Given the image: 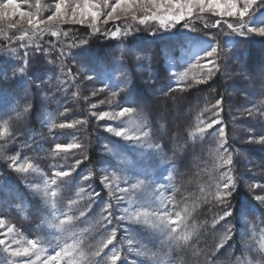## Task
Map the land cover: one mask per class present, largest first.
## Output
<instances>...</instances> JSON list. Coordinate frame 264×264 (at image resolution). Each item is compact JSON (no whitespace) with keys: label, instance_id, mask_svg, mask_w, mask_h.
Listing matches in <instances>:
<instances>
[{"label":"trees","instance_id":"16d2710c","mask_svg":"<svg viewBox=\"0 0 264 264\" xmlns=\"http://www.w3.org/2000/svg\"><path fill=\"white\" fill-rule=\"evenodd\" d=\"M120 24L123 23H117L119 28ZM136 27L137 30L121 27V36L115 40L105 33L92 35L90 29L66 25L57 40L53 36L37 40L19 52V59L0 57V90L6 95L9 106L13 105L1 109L5 118L1 121L7 123L10 137L0 140V180L3 177L6 183L14 182L10 186L17 192L9 188L7 191L0 190V220L20 234L35 238L46 211V206L38 198L30 201V208L28 199L33 197L6 165V156L19 155L36 163L40 171L52 179L56 171L71 169V176H76L77 165L82 172L98 160L110 161L106 156H99L105 153L102 143L107 135L90 114L92 103L102 98L105 103L114 102L118 109L131 106L135 114L146 119L154 142L175 163L173 172L177 193L174 194V204L179 200L183 209L187 199L192 198L193 202L199 203L188 220L189 225H196L195 232L187 243L177 245L173 242L177 262L191 264L193 246H196L200 258H208L207 263L204 261L201 264H233L235 261L246 264L250 259H258L260 244L264 242V206L253 195L250 196L254 187L247 186V176L237 172L234 174L237 180L235 187L229 189L231 196L217 200L215 187L220 185L221 179L218 177L215 181L217 173L210 169L213 164L208 150L210 146H215L214 130L219 126L203 140L191 139L190 133L197 116L201 114L200 110L221 100L218 107L220 126L224 138L230 142L233 160L241 163V169L255 165L259 177L253 182L264 185V143L247 141L264 140V37L232 38L202 23L195 25L197 37L181 35L178 31L167 32L158 27ZM67 30L77 31L75 36H85L77 40L87 41L86 47H81L82 44L76 42L72 33L65 35ZM125 30H129L127 36L123 35ZM152 31L156 32L155 36ZM204 39L209 42L206 43L208 47L217 49L214 57L199 60L200 64L205 58L216 60L217 66L210 78L206 68L195 66V60L187 64L181 58L182 50L188 43ZM9 42L0 39L5 46ZM84 48L89 51L87 57L80 54ZM169 60L174 62V70L169 67ZM20 67L24 69L21 74L18 73ZM60 67L67 74L65 78L69 79L66 85H61L58 80L64 79L63 75L58 76ZM229 76L232 77L231 84L227 81ZM86 77H91L93 81L85 82ZM197 80L203 82L197 83ZM91 87L100 88L104 93L99 98L97 94L90 93ZM235 87L239 91L234 94ZM113 91L117 92L115 97H112ZM24 99L26 101L23 102ZM195 100L198 104L192 107ZM27 101L31 102V108L24 122L19 119L22 115L18 117V114ZM180 103L184 111L176 118L171 110ZM160 108L165 110L161 116L158 115ZM232 111L237 113L236 117H231ZM249 112L252 114L249 115ZM68 122L73 127L61 129L53 126ZM171 122H175V126H171ZM237 126L243 130H238ZM67 144H78L80 147L54 151L56 145ZM180 147L187 153L205 150L198 157L200 163L210 170L202 175V183L195 192L194 187H186L183 175L189 169L187 157L180 161L175 157ZM49 153L58 156L52 161ZM77 161L80 163L77 164ZM36 164L33 165L37 167ZM200 190H203V198L198 199ZM260 192L264 195V189ZM243 205H248L250 210L242 218L239 212ZM229 208L233 212L227 220L233 226L231 238L218 247L221 241L219 233L217 231L214 238L209 227ZM206 249L209 250L208 255L203 254Z\"/></svg>","mask_w":264,"mask_h":264},{"label":"rangeland","instance_id":"374dc122","mask_svg":"<svg viewBox=\"0 0 264 264\" xmlns=\"http://www.w3.org/2000/svg\"><path fill=\"white\" fill-rule=\"evenodd\" d=\"M4 2L5 0H0V4ZM20 2L21 7L24 10L31 11L41 19H45L54 11L56 0H39V12H37L36 0H26V2L25 0H20ZM114 4L115 0H109V8ZM109 8H103V11L106 12ZM252 11L255 12L256 15L264 12V7L260 6V0H257V4L253 6ZM117 14L120 15V19H114L107 23L104 22L105 16H101L97 22V27L99 28L98 32L93 31L92 27H90V19H85L83 23L68 22L53 25V27L58 29L59 33L62 32L66 25L72 26L73 28H86L90 29L92 35L105 33L108 38L115 40H118L121 35L114 37L112 33L119 28L117 23L119 24L120 22L123 23L120 24V28L126 26L129 29L134 27V29L137 30V25L145 27L146 29L151 27L161 28L157 21L152 20H149L146 24H140L139 18L143 15L140 12H137L138 19L136 20L131 19L130 14L125 17L119 12V10ZM245 19H247V17ZM217 22H219V27H213ZM239 22L240 21L236 16H219L214 14L211 10L201 13L199 9H196L190 18L181 21L180 24L175 25V27H169L167 30H163L167 32L178 31L181 35L197 37L196 31L190 29L196 28L195 25L197 23H202L204 25L206 24L207 27H212L224 32L228 37L236 38L241 36L233 33L232 30L227 27V23H232L234 26H238ZM10 24H17V27L10 28ZM185 24H188L189 28L183 27ZM25 29H27L28 36L25 37L24 40L18 39L19 36L24 34ZM68 32L72 33L73 36L77 34V31L72 32L67 30L65 35H67ZM32 35L33 29L28 26L27 18H25L24 21H20V18L17 15L12 19L6 17L4 20H0V39L10 40L8 46L0 43V57H4L6 60L19 59L18 54L20 51L26 50L30 47L29 45L37 40L42 41L46 36H52L51 32H44L42 36H36L35 39H29ZM253 35L254 34L247 37ZM53 37L57 40L59 35ZM84 37L85 36L78 35L75 36L74 39L77 42V39L81 40ZM83 42L84 41H78L77 43H81V47H86ZM206 43L209 42L205 39L204 41H198L196 43H188V45L182 50V62L187 64L193 62V56L197 52H202L204 48H208ZM21 45L24 46L21 47ZM13 49L15 51H12ZM208 60V58H205L202 64L207 63ZM52 66L55 67L53 64ZM169 67L174 70V62L172 63L171 60H169ZM21 68L23 67H20V69ZM58 71V76L63 75L64 77V79H58L60 84L66 85L69 79L65 78V76H67L65 70L60 67ZM1 72L2 71H0V73ZM18 73L21 74L22 72L19 70ZM90 80L93 81L92 78H84L85 82H90ZM227 81L231 84L232 77L229 76ZM28 85L29 84H27V86ZM238 91L239 88L235 87L233 93L235 94ZM90 93L97 94L100 98V94L104 92L100 88L91 87ZM30 95H33V93H30ZM25 99L23 102L26 101ZM101 101L102 98L96 103H92V105L95 104L96 106L93 108L91 105L90 111L92 112L90 114L99 124V129L107 135V139L102 143V146L105 148V153H100L99 156H106L110 161L108 160L107 162L103 159L98 160L94 166L90 165L85 167L82 172H79L80 165H77L75 168V170L78 171L76 176L55 177L56 184L51 185L49 188V190L55 189L57 191V197L54 198L56 201L55 209L50 206L48 200L36 191L37 186L42 189L45 187V181H48L50 184L53 179L47 178L44 173L40 171L38 164L28 161L19 155H14L16 157L15 163L17 166L25 163L37 165V167L34 166L37 169L36 172L29 170L28 173H18L11 167V156H6V165L11 169L10 171H12L14 177L21 181V186L25 187L29 195L33 197V199H28L30 208L32 207V202L30 201H35V199L37 200L38 198V200L46 206V211L45 216L42 219V225L39 227L37 237L31 238V235H22L13 227L3 223V225H0V239L5 240L6 244L10 245L12 249L27 246L28 240L36 239L38 245L46 249L45 252L42 253V259L50 254H54L55 251H58L65 243L78 241L79 249L84 254L83 258H81L79 254L77 255L76 259L78 264H161V262L162 264H179L174 257L173 242L168 241L158 230L149 228L143 223H137L128 219V216L131 213L138 212L142 209L148 211H171L173 214L182 210L179 200H177L178 203H175L176 210H174L175 207H173L172 204H168L166 208H162L160 205L161 201H166L169 198H171L173 203L176 202L174 194L177 193V189L173 172L175 163L168 159V155L159 145L158 149L154 147L157 144L150 135L148 122L143 118V115L133 113L131 116L126 115L118 120H111L109 118L101 120L99 119V116L102 112H115L119 110L114 102L101 103ZM197 104L198 102L195 100V102L192 103V107ZM12 106H9L6 95L0 90V116H3L1 109H4L5 107L11 108ZM75 109L79 111L78 108ZM181 110L180 103L171 110V114H173L174 117L179 118L184 111ZM200 111L201 114L197 116L195 126L190 133L191 139L203 140L212 129L219 126V129L214 130L215 138H213V140L215 141V146H210L208 150V157L213 164L210 169L217 173L215 181H218V177L221 179L220 185L218 184L215 187V192H217L218 186L220 189L223 188V184L228 180V177H231V182L235 187L237 180L234 174L240 172L244 173L249 179L245 184L247 186L249 185V187H254V191L250 192V196L253 195L255 200H257V196L264 197L260 192L264 189V185L253 182L259 177V174L255 172L257 169L256 166L250 164L249 167L245 166L244 169H241V163L233 160L230 142L224 138L223 128L220 126L221 113L218 107L207 105ZM22 112L23 110L21 109L20 113ZM164 113L165 110H163V108L158 110V115L161 116V114ZM233 115L236 117L237 113L232 111L231 117H233ZM134 116H140L143 118L142 120H137V126H133L131 122ZM19 119L26 122L28 117L26 114H23ZM213 121H219V123H213L212 128H207V124L212 123ZM4 124L5 122H2L0 119V126H3ZM106 125H110L114 128L123 126L128 130L126 134L140 135L142 137L143 133L146 131L148 132V136L143 137L140 142L127 141L122 137H116L112 133L107 132L105 130ZM171 126H175V122H171ZM198 126L205 127V132L199 133L197 131ZM237 129L243 130L240 126H237ZM221 131L223 132V136H221ZM9 137L10 134L8 131V133H6L3 138H0V140ZM221 141H223V146H221ZM247 141L248 143H262L260 140ZM54 151L56 152V150ZM204 151L205 150L202 151L199 149V152L187 153L182 147H180L175 152V157L179 161L185 156L187 157V165L189 166V169H187L183 175L186 177V187H194V192L197 188L199 189V186L202 183V175L210 170L199 161L198 154L203 153ZM48 155L52 156V161L58 156L56 153H49ZM229 157L232 159V164H224L223 160L228 159ZM178 160L175 162H178ZM51 167L52 166H50V168ZM105 175L108 176L107 181L104 180ZM139 180L145 181V185L142 188L133 189L130 187L132 182ZM13 183L14 182L6 183V178L2 177L0 180V190L7 191L9 188L10 191L13 190L17 193L16 190L10 186L13 185ZM120 188H127L128 191L121 192ZM120 197H124V199H120ZM197 197L198 199L203 198V190H200V192L198 191ZM73 200L75 203H72ZM186 201L185 205H188L192 216V212L196 207H199V203L193 202L192 198L187 199ZM257 201L261 203V201ZM23 205L26 208L24 202ZM262 205L264 206V203H262ZM81 212H84L83 216L80 215ZM22 214L26 217L25 212ZM68 216H71L72 220L66 225V227L70 228L74 235H65L49 226L50 223H58L59 219H64ZM121 216H124L125 219H120ZM227 220L228 217L224 220H215L216 222L214 224L212 222L209 227V232L214 238L216 237L217 231L219 233L218 237L221 239L229 226L233 228ZM9 228L13 229L11 233L8 232ZM204 231L205 230H202V232ZM113 232H115V238L113 239L112 244H107V240L112 237ZM16 241H20V243L18 244ZM4 248L5 245H0V258L5 259L8 264H23L24 261L35 260L34 256L11 257L4 251ZM191 249V264H201L204 261L205 263L208 262L207 256H203V258L199 257L196 246L191 247ZM97 251L100 253L99 256L95 255ZM203 252V254H209V250L207 249L203 250ZM113 255H118L120 259L118 261H113L111 259ZM36 264H40V262H36ZM233 264H237V261Z\"/></svg>","mask_w":264,"mask_h":264},{"label":"snow or ice","instance_id":"6c2138e0","mask_svg":"<svg viewBox=\"0 0 264 264\" xmlns=\"http://www.w3.org/2000/svg\"><path fill=\"white\" fill-rule=\"evenodd\" d=\"M26 2V0H25ZM257 4V0H115V4L111 5L109 8V0H56L54 11L45 19H41L38 15L34 14L31 11H26L21 7L20 0H5L4 3L0 4V20H4L6 17L12 19L15 16H19L20 21H24L27 18V24L30 28L33 29V35L29 39H35L36 36H42L44 32H51L52 36L60 35L58 29L53 27V25L63 24V23H83L85 19H90L93 31H99L97 27V22L101 16H105L104 22L114 19H120L118 15V10L125 17L129 14L131 19L136 20L137 12L142 13V17L139 18L140 24H146L149 20L157 21L160 27L164 30H167L169 27H175V25L180 24L181 21H184L187 18H190L196 9L199 11L206 12L211 10L214 14L219 16L227 15L229 17H238L239 24L234 26L232 23H227V27L232 30L233 33L241 36L247 37L254 34L255 36L264 37V12L256 15L252 11L254 5ZM260 6L264 7V0H260ZM37 12L40 11L39 0H36ZM103 8H109L108 11H103ZM247 17V19H245ZM10 28H16L17 24H10ZM185 28H189L188 24L183 25ZM205 27L207 25L205 24ZM213 27H219V22L213 25ZM194 30V29H190ZM129 30L123 32L124 36L128 35ZM112 35L119 36L121 35L120 29L117 28ZM152 35L155 36L156 32L152 31ZM28 36L27 29H25L24 34L19 36L18 39L24 40ZM87 44V41L83 42ZM24 45H21L23 47ZM69 47H72L71 45ZM12 51H15L14 49ZM217 53L215 47L204 48L202 52H197L193 56V60L196 61L195 66L201 68H206L208 70V78L211 77L214 69H216V60L209 59L207 63L200 64L199 60L204 57H214ZM63 55V53H61ZM82 56H89V51L87 48H84L80 53ZM211 65V66H210ZM21 72L24 71L23 68L20 69ZM91 79V77H89ZM197 83L203 82L202 80H197ZM117 95L116 91L112 92V97ZM104 103V101H101ZM111 103V100L109 101ZM222 103L221 100H218L213 107H219V104ZM95 104L92 105L95 108ZM31 108V102L27 101L23 112L18 114L23 115L27 114ZM135 112V109L131 106L121 107L118 111L115 112H102L99 116V119L104 120L109 118L111 120H118L126 115L131 116ZM252 113L249 112V115ZM0 119H5L3 116H0ZM140 116H134L132 119L133 126H137V120H142ZM213 123H219V121H213L212 123L207 124V128H212ZM54 127L69 128L73 127L71 122L60 123L58 125H53ZM105 130L109 133H112L116 137H122L127 141H136L140 142L143 137L148 136V132L143 133V137L140 135L126 134L128 130L121 126L114 128L110 125L105 126ZM9 129L7 123L3 126H0V138H3ZM199 133L205 132V127H197ZM221 136L223 132L221 131ZM264 143V140L261 141ZM221 146H223V141H221ZM74 147H80V145H56L55 150L57 152L64 150H70ZM159 148L158 145L154 146ZM11 167L18 173H28L29 170L36 172L37 169L32 163L16 165V157L12 156L11 158ZM80 163L79 161L76 162ZM224 164L231 165L232 159L223 160ZM55 177H69L71 175V169L56 171L53 174ZM104 180H108V176H104ZM56 180H51L50 184L48 181H45V187L39 188L37 186L36 191L41 194L46 200H48L50 206L55 209L57 197V191L55 189L49 190L51 185H55ZM145 185L144 180L134 181L131 183L130 187L133 189H140ZM234 187V184L231 182V177H228V180L224 182L223 188L220 189L217 187V192L215 198L217 200H223L226 197L231 196L230 188ZM121 192H127V188H120ZM124 199V197H120ZM257 200L264 203V197L257 196ZM72 203H75L73 200ZM168 204H172L175 207V204L169 198L166 201H161L160 205L162 208H166ZM249 206L243 205L240 209L239 215L243 218L249 212ZM232 209L224 211L222 215L219 216V220H224L226 217L232 216ZM81 216L84 215V212L80 213ZM191 212L188 205H185L181 211H177L174 214L171 211H161V210H152L148 211L142 209L138 212H133L128 216V219L133 220L137 223H143L149 228L158 230L162 235H164L168 241L174 242L179 245L181 242L187 243L196 230V225H189L188 220L190 219ZM120 219H125L124 216H121ZM72 220L71 216H68L64 219H59L58 223H50V227L55 228L58 232H62L65 235H74L70 228H67L66 225L69 224ZM216 221H213V224ZM4 221L0 220V225H3ZM12 228L8 229V232L11 233ZM232 229L229 226L225 231V234L221 238L220 244L218 247H222L223 244L231 238ZM115 238V232H113L112 237L107 240V244H112L113 239ZM20 243V241H16ZM0 245H5L4 251L8 253L11 257H31L34 256L35 260L24 261L23 264H78L76 259L79 254L83 258L84 254L79 249V242L73 241V243H65L63 247H60L58 251H55L54 254L48 255L46 258L42 259V253L45 252V248L38 245L36 239H30L27 241V246H22L16 249H12L10 245L6 244V241L0 239ZM99 251L95 253L96 256H99ZM113 261H118L120 257L118 255H113L111 257ZM0 264H8V262L0 258ZM162 264V262H161ZM246 264H264V242H261L259 247V258L256 260H248Z\"/></svg>","mask_w":264,"mask_h":264}]
</instances>
